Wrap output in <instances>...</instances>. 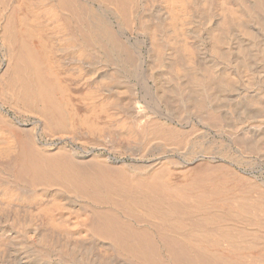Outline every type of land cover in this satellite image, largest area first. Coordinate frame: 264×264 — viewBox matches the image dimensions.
Instances as JSON below:
<instances>
[{"label":"bare ground","instance_id":"1","mask_svg":"<svg viewBox=\"0 0 264 264\" xmlns=\"http://www.w3.org/2000/svg\"><path fill=\"white\" fill-rule=\"evenodd\" d=\"M60 29L70 35L55 36ZM129 33L139 45H127ZM0 45L7 50L1 104L36 115L45 135L68 140L78 131L124 154L139 144L195 157L178 182L170 176L179 169L161 159L151 172L131 175L126 166L76 161L68 146L50 151L0 114V180L12 185L0 196L11 201L25 187L21 199L51 198L34 205L40 228L35 220L18 230L0 210V264L27 260L23 252L33 246L36 259L65 264H264V205L257 217L256 201L244 198L250 184L206 165L224 149L208 141L210 133L235 157L264 160V0H0ZM139 70L151 88L127 83ZM70 71L99 86L73 95ZM193 126L203 130L198 141L183 133ZM229 153L222 158L234 159ZM196 163L204 168L188 170ZM60 235L108 241L121 259Z\"/></svg>","mask_w":264,"mask_h":264},{"label":"rangeland","instance_id":"2","mask_svg":"<svg viewBox=\"0 0 264 264\" xmlns=\"http://www.w3.org/2000/svg\"><path fill=\"white\" fill-rule=\"evenodd\" d=\"M56 23H59V22H56ZM56 23H54V25L56 24ZM53 25V26H54ZM60 26V25H59ZM59 26H56V27H59ZM70 29V28H69ZM69 29L67 30H65V29H60V32L58 31H56V30H53L55 33H54V35L56 36H59L60 35V37L63 39V37H68L69 35H70V32H69ZM64 30V31H63ZM62 31V32H61ZM65 32V33H64ZM68 34V35H67ZM127 37H129V39H131L130 41H128V46H130V47H134L135 45L134 44H138L139 45V43L137 42V40H136V37L134 36V35H130V33L127 35ZM133 37V38H132ZM135 37V38H134ZM65 38V39H66ZM132 40H133V43H132ZM135 40V41H134ZM135 42V43H134ZM129 43H131L130 45H129ZM133 45V46H132ZM4 47L3 46H1L0 45V72H1V74H0V76L4 73V71H5V69H6V64H7V54H6V52H7V50H6V48L5 49H3ZM5 50H6V52H5ZM140 50V49H139ZM3 51V52H2ZM139 53L142 55V56H144V52H143V49H141L140 51H139ZM5 54H6V56H5ZM5 57H6V59H5ZM6 61V62H5ZM5 65V66H4ZM4 70V71H3ZM62 70H64V67H62ZM3 71V72H2ZM73 78H75L74 79V82L73 83H68V87H69V90L72 88H74L73 90H71V92H72V94L73 95H75V94H77V95H75V96H78V93L80 92V89H83V88H85V86L86 85H88V87H89V85H90V88H91V86H92V84L94 83V81H93V79H91V76L89 77V76H85V78H84V80H85V82L84 81H82V79H83V75H80V76H82V77H80L79 78V76L78 75H76L77 76V79H76V76H75V74H74V76H73V73L70 71V72H68ZM133 75V76H132ZM67 76H69V75H67L66 74V76H65V78L67 77ZM71 76H69V77H71ZM135 76L137 77V78H135ZM68 77V78H69ZM68 78H66V79H68ZM78 78L79 79H81V80H78ZM87 78L89 79V80H87ZM127 79H126V81H128L127 83H129L130 84V82H132V83H140L142 86L144 85V87H146V89H148V86L151 88V86H152V83L150 82V81H147V80H145L146 78H145V76L143 77V74H142V72H141V70H139L138 71V73L136 74V73H134V74H131L130 76H127L126 77ZM142 78V81H145V82H142V81H140L139 79H141ZM71 79V78H70ZM129 79V80H128ZM137 79V80H136ZM144 79V80H143ZM76 80V81H75ZM88 82H87V81ZM68 82L70 81V80H67ZM73 80H71V82H72ZM79 81H80V83H79ZM130 81V82H129ZM147 81V82H146ZM76 83H78V84H76ZM113 83H115V85H116V80H112L109 84H111V85H109L108 87H113V86H115V85H113ZM132 83H131V85H132ZM83 84H84V87H83ZM98 83L97 82H95L93 85H97ZM138 84H136V85H138ZM150 84V85H149ZM133 85H135V84H133ZM74 86V87H73ZM94 86V87H95ZM99 85H97L96 86V88L98 87ZM71 87V88H70ZM82 87V88H81ZM137 87H139V86H137ZM75 88L77 89V90H75ZM79 88V89H78ZM92 88H93V86H92ZM79 90V91H78ZM78 91V92H77ZM98 95V98L100 97H102L103 96V94H102V92L101 91H99V93H97ZM97 98V99H98ZM2 103V101L0 100V106H2V111H0V114L1 115H3L4 117H5V119H7L9 122H11V124H14V126L16 125L17 127H22V129H26V131H28V130H31L32 132H31V134H33V137H34V141H35V143L37 142L39 145H43L44 146V148H47L48 150L50 149V151L52 150V149H56V147L55 146H57V149H58V147L59 148H61V147H69V149L68 148H66L67 150H69V152L71 153V155H72V157L77 161L78 159H76V158H79V160L81 161V163L83 162V163H86V164H91V165H93V166H99V163H100V165L102 166L103 164H105V166L103 165V167H106V168H111L112 169V166H114V165H116V168L118 167V168H120L121 166H122V168L124 167L125 168V166H126V168L128 169L127 171H130V173H132L131 175H136V176H138L137 175V173H139L140 175H142V174H146V172L147 173H149L148 172V170L150 171V169L152 168L153 169V167L155 168V165H156V167L158 166L157 164L158 163H161L162 161L163 162H165V161H167V162H165V164H167V165H170L169 167H171L172 168V166H173V168L175 167H177V169H179L178 171H175V173L172 171L171 172V181L173 180L174 182H178V181H180V178H183V177H185V174L187 173L186 171V167H187V164H190V163H193L194 161L193 160H195L194 158L195 157H192V158H185L184 156H181V155H178V154H176V153H167V152H162V150L160 149V148H158V147H152V146H148V148L150 147V149H146L147 151L145 152V149H143V151H142V148H140L141 146H139V144H138V146L137 145H135V147H134V145H132V147H131V149L130 150H132V151H130V152H127L126 154H124L123 152V154L122 153H120L121 151H119V149L117 150V149H115V147L114 146H112V144H111V142H108V141H103V143H100L99 141H98V145L97 144H95V142L97 143V140L95 141V139L93 138V137H91L90 139H84V138H86L85 137V133H83V132H80V133H78V131L77 132H75V134H78V135H75V134H73L72 136H71V139H70V137L68 138V140H67V137L65 138V140H63V138H62V136H61V138H59L60 137V135L59 134H56V135H58V138H57V136H55L54 135V137H55V139H54V137L52 136V138L51 137H49L48 135H45V132L43 133L42 132V130H43V128H41L42 127V125H41V120H39V118H37V116L36 115H33V114H29V113H26V112H23L21 109H12V107L10 108L9 107V105H2L1 104ZM4 107V108H3ZM12 109V110H11ZM17 110H19V111H17ZM22 112H21V111ZM15 114H14V113ZM24 113V114H23ZM38 120H37V119ZM34 120V121H33ZM38 123V124H37ZM114 124V123H113ZM112 124V125H113ZM116 124V123H115ZM261 124H262V122H261ZM184 126H185V124H183ZM263 125H264V121H263ZM263 125H260V127H264ZM114 126V125H113ZM37 127V128H36ZM115 127V126H114ZM29 128V129H28ZM32 128V129H31ZM108 128H113V127H109L108 126ZM188 130V132L190 133L191 131H194V133H195V135H194V133H191L190 135H189V133L187 132V130ZM191 129H193V130H191ZM195 129V130H194ZM200 130H202L201 128H199V127H197V129L195 128V126H193V128L192 127H190V129L189 128H184L183 129V133H185L186 132V134H185V136L188 138V139H191V140H193V141H198L199 139V137H200V135L202 134V132H203V130L202 131H200ZM185 131V132H184ZM196 131V132H195ZM199 132H200V135H199V137H198V134H199ZM28 133L30 134V132L28 131ZM44 134V135H43ZM80 135V136H79ZM82 135H84V138H83V136ZM1 136H2V133L0 132V139H1ZM79 136V137H78ZM81 136H82V139H81ZM212 136V137H211ZM32 137V136H31ZM33 137H32V140H33ZM63 137H65V136H63ZM74 137H75V140H74ZM88 137V136H87ZM198 137V138H197ZM48 138H50V140L48 139ZM76 138H80L79 140L78 139H76ZM62 139V140H61ZM73 139V140H72ZM94 139V140H93ZM196 139V140H195ZM201 139V138H200ZM78 142H77V141ZM90 140V141H89ZM202 141H204L203 139H201ZM44 141V142H43ZM47 141V142H46ZM68 141V142H67ZM70 141H72V142H70ZM74 141V142H73ZM82 143H81V142ZM84 141H87V143L88 142H91V144L90 143H88L87 145L84 143ZM208 141H212V142H217V143H219L221 146H223L224 147V149H221V152L218 154V155H215L216 157H214V160L213 161H210L211 162V164L210 163H206V165H208V166H211V167H213V165H214V167L216 166V167H219L221 170H224V171H226L227 173H229V174H231V176L232 175H234L235 176V178L237 177V179H240L241 181H243V183L244 184H247V182H248V184L247 185H249L250 187V189H251V191H250V189H249V193H246L245 192V194L247 195V196H245L244 198L246 199V201L247 202H249L250 203V201H251V204L253 203V202H255V203H258L260 206H257V204H253V205H256L255 206V208L256 207H260V209L259 208H257V209H259V210H256L255 211V213L257 214V217H262V211L260 212V213H258L260 210H262L264 207H262V209H261V206L262 205H264L263 203H264V160L263 159H260V158H255V156H253V155H250V157L246 160V159H243L242 157H239V156H236L235 157V153L233 152V151H231L230 150V148L232 149V147H230L229 146V144H228V142L227 141H221L220 140V138H218V137H216L215 135H213L212 133H210L209 134V140ZM42 142V143H41ZM46 142V143H45ZM62 142V143H61ZM64 142V143H63ZM75 142H77V143H75ZM49 143V144H48ZM59 143V144H58ZM73 143V144H72ZM95 144V146H94V144ZM45 144V145H44ZM48 144V145H47ZM102 144V145H101ZM106 144H108V145H106ZM49 145H51V146H49ZM59 145V146H58ZM60 145H62V146H60ZM64 145V146H63ZM75 145H77V146H75ZM93 145V146H92ZM46 146V147H45ZM49 146V147H48ZM71 146V147H70ZM101 146V148H99ZM103 146V147H102ZM229 146V147H228ZM54 147V148H53ZM97 147V148H96ZM106 147V148H105ZM109 148V150H107L108 148ZM111 147H114L113 149H115L116 151H118V152H116L115 150H113L112 149V151H110L111 150ZM140 149H139V148ZM103 148V149H102ZM105 148V149H104ZM154 148V149H153ZM227 148H229V149H227ZM72 149V150H71ZM154 151H153V150ZM141 150V151H140ZM150 150V151H149ZM159 150H161V151H159ZM226 150H228L230 153V155L232 154V157L234 158V159H232V160H230V161H228V160H226V159H223V158H225V157H223L222 158V156H224V155H222L224 152H226ZM135 151V152H134ZM136 151H137V154H136ZM141 153H140V152ZM74 152V153H73ZM146 154H145V153ZM132 153V154H131ZM144 153V154H143ZM156 153H157V155H156ZM140 154V155H139ZM129 155V156H128ZM137 155V157H135V156ZM161 155V156H160ZM219 155H220V157H219ZM222 155V156H221ZM77 156V157H76ZM141 156V157H140ZM181 156V157H180ZM134 157V158H133ZM140 157V158H139ZM166 157H167V160H166ZM82 158V159H81ZM93 158V159H92ZM98 159V160H101L100 162H97L98 164H95L96 163V161H95V159ZM142 158V159H141ZM159 158V159H158ZM178 158V159H177ZM227 158V157H226ZM1 159V158H0ZM84 159V160H83ZM90 159V160H89ZM103 159V160H102ZM162 161H161V160ZM172 159V161H173V163H172V161L170 162V160ZM184 159V160H183ZM220 159V160H219ZM228 159V158H227ZM78 160V161H79ZM87 160V161H86ZM92 160V161H91ZM134 160V161H133ZM262 162H261V161ZM3 161V159H1L0 160V162H2ZM89 161H91V162H89ZM160 161V162H159ZM175 161V162H174ZM238 161H239V163H238ZM95 162V163H94ZM102 162V163H101ZM107 162V163H106ZM158 162V163H157ZM229 162V163H228ZM235 164H234V163ZM253 162V163H252ZM123 163V164H122ZM175 163V164H174ZM217 163V164H216ZM233 163V164H232ZM108 164V165H107ZM118 164V165H117ZM122 164V165H121ZM150 164V165H149ZM202 165H205V163H201ZM218 164H220V165H218ZM112 165V166H111ZM127 165H129V166H127ZM140 165V166H139ZM199 164L198 163H196L195 165H193V166H191L192 168H190V166H188V170H191V169H193L194 167L195 168H198L199 166H198ZM227 165V166H226ZM244 165V166H243ZM149 169H148V168ZM228 167H229V169H228ZM108 168V169H109ZM132 168V169H131ZM174 168V169H175ZM199 168H204L203 166H200ZM224 168V169H223ZM151 169V170H152ZM173 169V170H174ZM177 169H175V170H177ZM184 169V173H181L182 172V170ZM241 169V170H240ZM112 170H115V166H114V169H112ZM141 170V171H140ZM126 171V172H127ZM136 172V173H135ZM151 172V171H150ZM179 174H178V173ZM142 173V174H141ZM173 173V174H172ZM181 173V174H180ZM240 173V174H239ZM183 174V175H182ZM130 175V174H129ZM176 175V176H175ZM177 175H179L178 176V178H179V180H176L177 179ZM245 177H244V176ZM176 177V179H175V177ZM233 176V177H234ZM242 177H243V179H242ZM174 178V179H173ZM184 179V178H183ZM182 179V180H183ZM2 180V179H1ZM1 180H0V185L2 184V185H8L7 187H4V186H2V187H0V195H2L3 196V194H4V192L6 191V190H8L9 189V187H10V185H11V183L9 184V181H7V180H2V182H1ZM239 181V180H238ZM8 182V184H6ZM246 182V183H245ZM255 185V186H254ZM12 186V185H11ZM259 186V187H258ZM4 187V188H3ZM15 187V186H14ZM2 188V189H1ZM13 188V187H12ZM243 188H245V187H243ZM262 188V189H261ZM23 189V194H22V192L20 193L19 191L20 190H22ZM22 189H21V187H20V189H19V191H18V189L15 187V188H13V190H14V192L15 191H17V192H19L20 193V197H24V195H26V194H28V192L26 191L27 190V188H23L22 187ZM25 189V190H24ZM28 191H29V189H28ZM24 192H25V194H24ZM251 192V193H250ZM3 193V194H2ZM258 193V194H257ZM244 194V195H245ZM21 195H23V196H21ZM249 195V196H248ZM2 196H0V204L1 203H3L2 202V200H4V205L2 204L1 206H3V207H1L0 208V210L1 211H3V212H5V211H7V213H9V214H11V217H12V220H13V218H14V227L16 228H18V230L19 229H21L22 227H28V226H34V223H35V220H36V222L38 223H36L35 224V227L37 226V225H39L40 227H41V211L39 210L40 209V207H42L41 205H45V204H48V201L50 202V200H48L47 201V199L46 198H49V199H51L50 197H47V196H44V198L46 199H44V202L42 201L43 200V197H41L40 199V202H39V200L38 201H35V200H26V198H20L19 196H17V197H14V198H12L11 199V201L12 202H14V203H12L10 200L8 201V200H6L4 197H2ZM2 197V198H1ZM250 197V198H249ZM16 198V199H15ZM259 198H261L262 199V202L259 200ZM2 199V200H1ZM14 199V200H13ZM19 199V200H18ZM24 199L26 200V202L27 203H25V201H24ZM248 199H250V200H248ZM6 200V201H5ZM15 200H18V201H16L17 203H15ZM23 200V201H22ZM255 200V201H254ZM7 201H8V203H7ZM22 201V202H21ZM30 201V202H29ZM35 201V202H34ZM42 201V202H41ZM9 202L11 203V204H9ZM39 202V203H38ZM7 203V204H6ZM24 203V204H23ZM29 203H30V205H29ZM33 203V204H32ZM36 203H38V205H40V207L38 206V208L39 209H37L36 207H37V204ZM40 203H42V204H40ZM71 203H73V201H71L70 202V204ZM76 203H78V204H81L80 202H75L74 204H72V206H75V207H78V205H76ZM11 205L12 207H13V209L11 210V206H9V205ZM12 204H15L14 206L12 205ZM16 204H17V206H16ZM23 204V205H22ZM6 205H8L10 208H8V206L6 207ZM36 207H35V206ZM21 206V207H20ZM8 208V210H4L3 208ZM18 207V208H17ZM1 211H0V213H1ZM9 211V212H8ZM15 215H14V214ZM14 215V216H13ZM23 215V216H22ZM27 215V216H26ZM30 217V219L31 218H34L33 220L31 219H29V217ZM16 217V218H15ZM22 217H25V218H23V220H22ZM16 219H18L17 221H16ZM39 221H38V220ZM16 221V222H15ZM20 221V222H19ZM24 222V225H23V223L22 222ZM32 221V222H31ZM34 221V222H33ZM19 222V223H18ZM16 223V224H15ZM40 223V224H39ZM20 224V225H19ZM16 225H18V226H16ZM26 225V226H25ZM39 226H37V227H39ZM39 227V228H40ZM61 237H63V235H60ZM66 235H64V237L63 238H61L62 240H66V239H69L70 237L69 236H67V237H69V238H67V237H65ZM66 238V239H65ZM87 238H90V239H88L87 241L88 242H85L86 241V239ZM76 239V240H75ZM75 239H69V240H71V243H72V241L74 240L75 241V243H76V245H80L79 247H80V249H83V248H85V249H87L88 251H93V249H94V252H98V249H99V251H100V256H101V254H103L104 253V255L102 256L103 258H106L107 260H108V258L110 259V261L112 260V259H115V258H117L118 257V259L120 258L114 251H113V249H112V247L111 246H108V247H110V248H108L106 245H110V243L108 242V241H105V240H100L99 241V239L96 241L95 240V238H92V237H86L85 239H83L82 237L81 238H75ZM92 239V240H91ZM93 239L95 240V241H93ZM84 242V244L82 243V241ZM91 240V241H90ZM66 241H68V240H66ZM74 241H73V244H74ZM79 241H81V242H79ZM70 242V241H69ZM79 242V243H78ZM83 245H82V244ZM102 243V244H101ZM108 243V244H107ZM75 245V244H74ZM75 245V246H76ZM82 245V246H81ZM104 245V246H103ZM84 246V247H83ZM91 246V247H90ZM106 246V247H105ZM78 247V248H79ZM104 247V248H103ZM34 248V249H33ZM93 248V249H92ZM30 249V250H29ZM35 246H33V247H30V248H26L25 250H24V252H23V254H25L26 256H27V260L25 259V260H22V261H20V262H18L17 260V258H16V260H14L15 258H13V257H11L8 261V263L5 261V263H7V264H20V263H22V264H65L62 260H59L58 258H55V257H51V258H49V259H47L46 261H44V260H39L38 258L36 259L35 257V254H33L34 253V251H35ZM85 249H83V250H85ZM105 249H107V250H104ZM0 250H2V249H0ZM111 250V251H110ZM33 251V252H32ZM101 251L103 252V253H101ZM107 251V252H106ZM96 252V253H97ZM31 254V255H30ZM99 254V253H98ZM115 254V255H114ZM117 255V256H116ZM113 256L115 257V258H113ZM108 257V258H107ZM29 258V259H28ZM112 258V259H111ZM121 259V258H120ZM11 260L13 261V262H11ZM38 260H39V262H38ZM28 263H27V262ZM109 261V260H108ZM53 262V263H52ZM3 263H4V261H3ZM67 264V263H66Z\"/></svg>","mask_w":264,"mask_h":264}]
</instances>
